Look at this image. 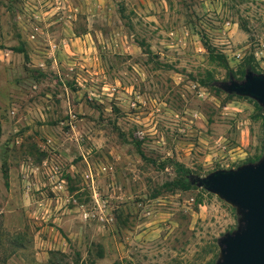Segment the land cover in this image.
Here are the masks:
<instances>
[{
    "label": "rangeland",
    "instance_id": "obj_1",
    "mask_svg": "<svg viewBox=\"0 0 264 264\" xmlns=\"http://www.w3.org/2000/svg\"><path fill=\"white\" fill-rule=\"evenodd\" d=\"M261 39L264 0H0V264H213L236 211L179 169L262 154L213 83Z\"/></svg>",
    "mask_w": 264,
    "mask_h": 264
},
{
    "label": "water",
    "instance_id": "obj_2",
    "mask_svg": "<svg viewBox=\"0 0 264 264\" xmlns=\"http://www.w3.org/2000/svg\"><path fill=\"white\" fill-rule=\"evenodd\" d=\"M213 83L226 93L253 98L264 112V72L245 69L240 78L229 75ZM187 177L228 202L237 214L236 226L216 238L213 264H264V141L263 152L254 161Z\"/></svg>",
    "mask_w": 264,
    "mask_h": 264
},
{
    "label": "trees",
    "instance_id": "obj_3",
    "mask_svg": "<svg viewBox=\"0 0 264 264\" xmlns=\"http://www.w3.org/2000/svg\"><path fill=\"white\" fill-rule=\"evenodd\" d=\"M200 39L202 41V44L208 48L210 47V44L208 43V41L206 40V37L204 34L200 33ZM241 77V76H240ZM179 184L181 186H187L189 184V180H188V177H187V174L189 173L188 170L186 168H183L182 166H180V169H179Z\"/></svg>",
    "mask_w": 264,
    "mask_h": 264
},
{
    "label": "crops",
    "instance_id": "obj_4",
    "mask_svg": "<svg viewBox=\"0 0 264 264\" xmlns=\"http://www.w3.org/2000/svg\"><path fill=\"white\" fill-rule=\"evenodd\" d=\"M13 176H14L13 174L10 176V180H12V183L14 184L15 183V180L12 179V178H14ZM43 252L46 253V250H43ZM45 256H47V255H45ZM42 258L45 259V257H42Z\"/></svg>",
    "mask_w": 264,
    "mask_h": 264
},
{
    "label": "built area",
    "instance_id": "obj_5",
    "mask_svg": "<svg viewBox=\"0 0 264 264\" xmlns=\"http://www.w3.org/2000/svg\"><path fill=\"white\" fill-rule=\"evenodd\" d=\"M259 44H260L261 46H264V39H261V40L259 41Z\"/></svg>",
    "mask_w": 264,
    "mask_h": 264
}]
</instances>
